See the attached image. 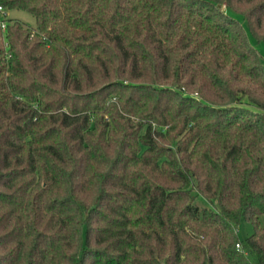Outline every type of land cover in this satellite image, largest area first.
<instances>
[{"label": "trees", "instance_id": "1", "mask_svg": "<svg viewBox=\"0 0 264 264\" xmlns=\"http://www.w3.org/2000/svg\"><path fill=\"white\" fill-rule=\"evenodd\" d=\"M0 4V264H264V0Z\"/></svg>", "mask_w": 264, "mask_h": 264}, {"label": "rangeland", "instance_id": "2", "mask_svg": "<svg viewBox=\"0 0 264 264\" xmlns=\"http://www.w3.org/2000/svg\"><path fill=\"white\" fill-rule=\"evenodd\" d=\"M234 16L241 19L242 22L245 24L247 28V33L249 35V38L253 44V46L256 48V50L259 52L262 60L264 61V42L256 40V38L251 34L250 30L248 29L245 20L243 17L237 13H234ZM19 19L23 22H25L27 25L35 26L36 25V19L32 13H30L27 10L19 9V8H9L4 7V10L0 11V19ZM260 223L262 226H264V214L260 215ZM238 235L240 239H245L248 237L252 232L254 231V225L252 222L247 220L245 217L241 218L238 226Z\"/></svg>", "mask_w": 264, "mask_h": 264}, {"label": "built area", "instance_id": "3", "mask_svg": "<svg viewBox=\"0 0 264 264\" xmlns=\"http://www.w3.org/2000/svg\"><path fill=\"white\" fill-rule=\"evenodd\" d=\"M2 10H4V6L0 4V11H2ZM0 23H1V26L3 27V29H5L7 26L6 18L0 19ZM238 246L240 247V244H238Z\"/></svg>", "mask_w": 264, "mask_h": 264}]
</instances>
